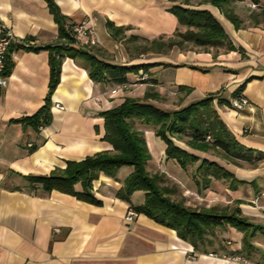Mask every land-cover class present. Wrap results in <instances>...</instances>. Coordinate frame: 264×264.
I'll return each instance as SVG.
<instances>
[{"label":"crops","instance_id":"0c3cea01","mask_svg":"<svg viewBox=\"0 0 264 264\" xmlns=\"http://www.w3.org/2000/svg\"><path fill=\"white\" fill-rule=\"evenodd\" d=\"M53 1L69 23L89 20L92 24L91 35L79 37L77 44L118 64H173L167 51L149 47L138 53L127 44L141 39L151 46L153 38L172 35L178 26L175 15L166 9L172 3L209 10L242 51L220 47L213 56V50H178L174 64L181 65L148 66L145 72L156 83L140 84L158 93V99L148 100L160 107L157 101L169 88L181 92V105L215 92L217 97L230 101L231 93L245 81L241 94L248 104L243 108L218 105L217 98L213 102L241 144L264 152L263 24L236 29L216 6L202 0ZM107 21L123 28L116 38L109 33ZM0 24L12 29L18 40L15 43L24 44L26 38L33 46L58 42V26L45 0H0ZM10 57L11 71L0 91V264H264V160L245 168L222 159V165L242 180L239 188L244 189L248 182L251 190L243 194L247 202L239 201L235 206L250 226L238 230L220 225H227L234 237L224 250H194L174 229L142 213L126 220L127 207L133 204L131 197L139 190L131 194L130 202L117 197L116 191L125 178H120L118 172L114 178L99 174L93 181L92 192L100 204L57 190L44 191L39 183L30 182L27 176L49 175L64 169L67 161L110 150L102 139L100 112L131 94L127 88L120 90L124 85L93 81L81 59L64 57L59 82L50 97V121L35 130L13 119L32 114L44 103L49 50L15 47ZM135 76L128 74V86L136 84ZM177 85L189 91H178ZM28 143L36 147L30 149ZM189 150L203 157L207 154ZM216 158L209 159L219 163ZM200 184L195 181L196 191ZM257 188L260 191H255ZM142 201L143 197L139 203Z\"/></svg>","mask_w":264,"mask_h":264},{"label":"trees","instance_id":"16d2710c","mask_svg":"<svg viewBox=\"0 0 264 264\" xmlns=\"http://www.w3.org/2000/svg\"><path fill=\"white\" fill-rule=\"evenodd\" d=\"M45 1L58 26V42L43 46L15 43L9 46L6 54L4 74L8 75L12 67L10 53L13 48L49 50V82L44 103L32 114L13 119L16 122L30 125L35 130L49 123L50 97L59 82L61 62L64 57L81 59L93 81L116 85L129 83L130 73L136 75L139 70L146 73L148 66L181 65L167 62L118 64L101 59L90 50L75 45L76 40L70 30L74 22L69 23L66 20L53 0ZM202 1L216 6L236 29L243 26L242 19L233 10V3L239 0ZM250 1L259 7V11L250 12L249 19L252 25H260L262 24L260 20H264V2ZM166 9L175 15L178 26L172 35L166 38L164 36L153 38L150 44L153 49L158 46H164L166 49L178 46L185 50L183 44L190 43L204 51L213 50V56L220 47L225 51H242L231 42L220 22L209 10L189 8L178 3H172ZM181 26L185 27L184 31H181ZM106 27L115 38L123 31L122 27H117L110 21L106 22ZM26 40L30 39L26 38ZM140 81L156 83V79L148 78V75ZM244 85L245 81L238 85L231 93V98L242 95ZM176 87L178 91H189L183 85ZM158 98V93L151 90H146L141 98L125 96L119 104L100 112L104 128L102 139L111 146L110 150L97 151L78 161H67L62 170L49 175H30L27 179L39 183L44 191L57 190L86 202L100 204L101 200L92 192L93 181L99 174L114 178L119 168L126 165L132 169L123 179L116 196L130 202V196L134 191H142L143 201L139 204H130L129 207L161 225L174 229L178 237L189 242L194 250L203 249L200 246L205 241V235L214 236L210 230L217 226L228 224L238 230H246L250 224L239 216L238 208H234L229 213L216 207L193 208L184 205L182 201L172 199L170 194L173 189L162 184L164 172L151 173L147 170L151 155L143 131L136 129L134 124L138 120L142 125L152 127L154 134L165 143L166 157L173 159L182 169L197 163L192 177L203 185L210 183L212 178L229 180L230 186L242 183V180L237 179L217 161L200 156L189 149L202 152L211 150L215 155L238 166L242 162L256 166L257 162L264 160V152L246 147L236 139L219 116L213 102L217 98L218 105H229L230 101L217 97V92L209 93L172 110L158 107L148 100ZM173 138L181 141L183 146L175 143ZM35 147L31 146L30 149ZM76 184H79V188L75 187Z\"/></svg>","mask_w":264,"mask_h":264},{"label":"rangeland","instance_id":"374dc122","mask_svg":"<svg viewBox=\"0 0 264 264\" xmlns=\"http://www.w3.org/2000/svg\"><path fill=\"white\" fill-rule=\"evenodd\" d=\"M264 0H262V3ZM233 10L234 12L242 19V25H252V21L249 19V14L252 11H259V7L252 3L250 0H239L233 3ZM262 24L264 23L263 19L260 20ZM90 30L92 32V24L88 20ZM181 31L185 30L184 26L180 27ZM74 36V35H73ZM81 37V36H80ZM76 43L75 45L78 47H81L82 45L77 44V39L79 37H75ZM131 43L127 44V47L133 48L134 50L140 52H145V50L149 47L148 42L145 40H130ZM184 48L192 49V50H202L200 47L192 46L190 43H184ZM223 48V47H222ZM157 51H165L164 46H158L155 47ZM178 50H183L179 48L178 46H172L171 48L166 49V51L170 54L169 59L170 62L177 63V56ZM211 50V49H210ZM142 71V70H141ZM137 72L135 78L136 80L133 81L136 84L128 86V84H124V87H121L120 90L124 91V88H127L130 91V94L133 97H138L141 95V93H144L146 90H149L150 87H144L142 84H140V80H143L144 78H141L143 74H147L144 72ZM169 70L168 72H170ZM139 73V74H138ZM145 77V78H146ZM140 80H137L139 79ZM126 89V90H127ZM115 92V90H112L111 93ZM124 93V92H123ZM130 95V96H131ZM158 105L161 108L172 110L176 109L181 106V92L177 93L175 88H169L162 92V97L157 101ZM134 127L138 130L143 131V135L145 137L147 147L149 150V153L151 155L150 160L147 164V170L149 172H164V180L162 182L163 185L168 186L173 189V191L170 194V197L174 200H179L184 203L186 206H190L193 208H211L216 207L219 210L225 211V212H231L233 208L237 204H239V201L247 202V200H244L243 194L244 192L251 191L249 186H247L248 182L245 183L244 189L239 188L240 184H237L235 186H230L229 180H222V179H216L212 178L210 183L207 185H201L200 190L196 191V185L194 181V177H191V174L194 171V168L196 166V163H193L187 167L186 170H184V173H181V167L171 158H167L164 149H165V143L164 141L156 136L152 130V127L144 126L142 125L138 120L135 121ZM151 131V132H149ZM174 142L182 145L183 143L176 138H173ZM207 158H216L218 157L219 163L224 165V162L221 157L215 155L211 150L207 151V154L205 155ZM220 158V159H219ZM217 159V158H216ZM262 161L257 162L256 166L259 165V163ZM240 166H243L245 168L247 167H255L248 163L242 162ZM128 169H130V166H124L121 167L118 170L119 177L123 179L125 177ZM228 170V169H227ZM186 175V176H185ZM198 178V177H197ZM200 182V181H199ZM199 187V185H198ZM262 189V188H261ZM255 191H260L259 188ZM143 192L137 191L134 192L131 200L133 204H137L142 199ZM196 195L200 196L198 198ZM241 197V198H239ZM207 204L209 207H205L204 205ZM210 232L214 233V236L211 235H205V241L203 244H201L200 247H206V248H215V249H221L224 250V246L228 245V241L231 243L234 237L232 236V233L229 230V227L226 225L223 226H217L215 228H212Z\"/></svg>","mask_w":264,"mask_h":264},{"label":"built area","instance_id":"2783aa9c","mask_svg":"<svg viewBox=\"0 0 264 264\" xmlns=\"http://www.w3.org/2000/svg\"><path fill=\"white\" fill-rule=\"evenodd\" d=\"M70 30L75 37L88 36L91 35L92 33L89 27L88 20H81L79 22H74L70 26ZM16 41L18 40L14 35L12 29L10 27H6L0 24V91L1 88L5 86L7 81V75L4 74L6 54L9 46L14 44ZM90 41H92L91 38ZM23 43L26 45L30 44V42L28 41H23ZM145 77L146 75L143 74L141 78H145ZM247 104H248L247 99L243 95H240L239 97L232 98L230 100L229 105L235 109H241ZM56 105L61 108V106H59L58 104ZM28 146L30 147L32 146V144L28 143ZM137 214L138 213L133 208L127 207L124 218L128 221H131L137 216ZM56 230L58 229L56 228Z\"/></svg>","mask_w":264,"mask_h":264}]
</instances>
